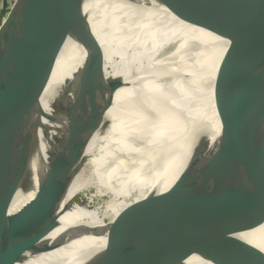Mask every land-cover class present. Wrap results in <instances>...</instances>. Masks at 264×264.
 <instances>
[{
    "label": "water",
    "instance_id": "1",
    "mask_svg": "<svg viewBox=\"0 0 264 264\" xmlns=\"http://www.w3.org/2000/svg\"><path fill=\"white\" fill-rule=\"evenodd\" d=\"M115 5L116 0H0V86L19 49H27L38 61L16 116L0 132V264H29L62 247L74 245L76 250L87 240L91 249L82 251L79 264H173L264 213V141L235 151L229 140L243 117L264 101V0H172L168 12L229 39L217 75L166 128L173 144L164 152L159 144L113 184L126 183L125 199L114 189L103 191L88 214L51 236L89 162L93 124L113 102L112 97L81 99L79 83L105 75L107 57L119 70L175 47L102 43ZM94 13L102 21L96 30L89 20ZM69 40L83 48L84 62L45 106V92ZM169 174L174 179L160 189ZM37 177L36 194L14 212ZM155 181L153 188L136 196L132 187ZM135 222L140 223L125 243V228ZM239 251H245L241 264H261L263 252ZM69 260L67 256L63 262Z\"/></svg>",
    "mask_w": 264,
    "mask_h": 264
},
{
    "label": "bare ground",
    "instance_id": "2",
    "mask_svg": "<svg viewBox=\"0 0 264 264\" xmlns=\"http://www.w3.org/2000/svg\"><path fill=\"white\" fill-rule=\"evenodd\" d=\"M171 1L116 0L112 22L117 23L111 28L109 25L107 32L101 35L102 43L113 40L144 43L145 47L152 46L153 49L161 43H165L163 47H175L147 62L130 63L119 70L113 69L112 57H107L105 75L79 83L76 93L81 99L95 102L112 97L113 102L98 114L100 119L97 124H93L96 129L88 146L91 151L89 162L65 200V207L57 217L59 226L51 236H57L78 218L88 214L90 205L103 191L114 189L121 199H125L129 195L128 189L124 188L126 183L117 186L113 184L140 166L159 144H163V152L173 144L166 137V128L190 99L217 75L230 45L229 39L180 20L167 11V4ZM107 10L103 9L102 14L105 15ZM97 16L94 13L89 18L94 30L102 22L97 21ZM84 59L83 48L69 40L57 74L45 92V106L49 97L54 96V91L65 88L73 79ZM37 64V59L27 49L16 51V61L0 86V132L16 116L36 74ZM94 114L89 116L90 121H93ZM229 140L234 143L232 149L235 151L248 150L264 141V101L243 117L238 130ZM217 148L211 152H216ZM94 160L100 166L97 164L93 167L95 169L92 173ZM130 174L126 177H130ZM173 179L174 175H167L161 180L159 188H165ZM39 180V177L35 179L14 212L34 197ZM149 183L144 184V188L141 184L132 187L137 197L144 195L157 182ZM138 223L126 226L125 243L130 240L134 225ZM78 245L80 248L76 250L73 245L38 256L30 260L29 264H79L84 256L82 251L85 254L90 250L92 242L87 240L83 246ZM240 248L263 252L261 264H264V213L228 229L213 244L190 252L173 264H241L245 251L240 253ZM67 256L70 260L64 263L63 259Z\"/></svg>",
    "mask_w": 264,
    "mask_h": 264
},
{
    "label": "rangeland",
    "instance_id": "3",
    "mask_svg": "<svg viewBox=\"0 0 264 264\" xmlns=\"http://www.w3.org/2000/svg\"><path fill=\"white\" fill-rule=\"evenodd\" d=\"M116 23H117V22H115V21L111 22L109 28L113 27ZM94 161H95V160H94ZM97 164H98V162H96V161H95V162H92V173H94V172H93V171H94L93 169H95V168H93V167H96ZM99 164H100V163H99ZM99 164H98V166H100ZM101 168H102V166H101ZM99 169H100V168H99Z\"/></svg>",
    "mask_w": 264,
    "mask_h": 264
}]
</instances>
